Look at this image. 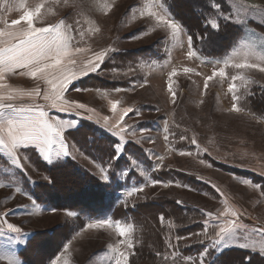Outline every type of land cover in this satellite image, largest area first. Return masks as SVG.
Here are the masks:
<instances>
[{"label": "rangeland", "instance_id": "obj_1", "mask_svg": "<svg viewBox=\"0 0 264 264\" xmlns=\"http://www.w3.org/2000/svg\"><path fill=\"white\" fill-rule=\"evenodd\" d=\"M42 2L45 3L43 20H36V26L64 20L86 33L81 41L75 32H69L76 37L71 44L78 43L86 50L72 57L76 64L66 65L71 70L83 68L94 52L108 48L115 50L109 53L96 72H89L69 84L64 93L68 102L66 111L50 108V102L36 98L50 117L77 122L76 126L64 129L69 156L48 164L29 147L21 150L20 155H26L28 159L21 160L24 167L20 170L0 153V183L13 185L0 188V213H18L7 219L27 234L26 244H9L12 233L0 236V250H14L22 264H52L53 260H58L59 264H65V261L67 264H112L110 257L114 254L108 245L116 244L121 237L114 229L86 228L90 222L111 217L133 225L134 247L129 264H199L200 253L209 244L205 236L194 235L205 228L204 213L211 211L218 215L227 207L238 212V223L246 226L248 239L241 237L231 247L212 250L207 257L209 264H218L223 253L231 250L245 255L230 257L228 262L264 264L261 248L264 240L259 232H253V229L264 227V195L261 194L264 190V100L259 98L264 91V71L228 67L225 68L228 76L223 79L215 77L209 81L208 89H204L205 77L212 74L214 67H224L221 61L232 56L234 49L256 47L259 52L258 46L264 44V14L252 6L264 9V0H244L248 11L241 13L240 22H237L232 7L239 0H167L175 19L193 37L197 52L193 58L187 55V35L182 36L183 47L175 45L164 28H154L155 21L139 14L146 0H24L23 7L21 0H0V28L11 26L13 20H18L26 10L34 9ZM217 2L233 18L229 22L221 19L219 31H214L205 27V19L216 18L214 4ZM130 6L135 7L129 11ZM26 26L21 21L15 27ZM97 28L99 32L95 31ZM144 32L147 34L137 39L130 38ZM219 33L224 34V42L219 43L220 46L223 44L220 51L215 50L219 48L215 45L219 40L215 35ZM234 59L244 62L242 55ZM247 62L264 67V62L256 56L248 57ZM185 68L193 71L185 72ZM174 69L176 76L171 83L176 103L172 102L168 91L169 76ZM20 71L6 73L2 82L9 89L22 92L39 86L43 93L48 87L44 80L20 75ZM232 75L244 77L235 81L243 93L238 106L244 110L239 113L229 111L233 104L232 94L228 92L229 84L233 83ZM142 83L144 87H140ZM252 98L258 99L257 105H252ZM114 102L117 112L128 107L134 111L122 122L128 126L122 133L127 141L120 157L122 160L116 165L113 161L109 169L110 179L105 182L97 165L107 167L111 156L110 151L104 152L109 155H100V146L114 149L113 146L120 141V137L114 135L116 129L109 130L118 120L111 110ZM13 103L28 105L32 100L28 96H18ZM78 103H83L85 109H77L75 105ZM26 115L31 113H20L21 118ZM105 117L108 118L107 124ZM166 121L169 133L163 131ZM88 126L91 129L87 130ZM181 134L190 138L195 136L199 148L188 140L181 141ZM165 135H169L168 141L164 140ZM106 137L113 139L111 146L110 142L106 143ZM128 145L136 152L127 156ZM182 151L192 154L181 155ZM157 156L163 159L157 160ZM36 161L49 169L63 166L68 161L76 167L49 174L36 165ZM156 164L160 165L158 169L154 167ZM51 176L55 185L43 189L44 192L40 188L38 193L43 200L38 202L32 188L36 184L51 186ZM90 178L115 186L114 203L121 206L120 215L107 211L90 217L72 211L95 209L102 199L91 185ZM153 180L168 182V186L163 183L153 185ZM245 180L249 183H243ZM140 185H144L143 191L127 196V191ZM252 185L262 187L256 189ZM16 187L21 191L16 192ZM29 196L35 200V207ZM44 200L52 202L56 209L44 205ZM69 211L77 215L70 217L67 215ZM182 211L183 217L180 218ZM224 219L226 217L222 216L218 223ZM227 219L234 218L228 216ZM152 231L161 235L160 246L148 240V237L155 236ZM213 235L209 225L208 236ZM177 236L186 239L177 241ZM254 241L255 246H239L251 245ZM169 242L176 248H169ZM120 247L123 249L122 245ZM0 264L7 262L0 261Z\"/></svg>", "mask_w": 264, "mask_h": 264}, {"label": "snow or ice", "instance_id": "obj_2", "mask_svg": "<svg viewBox=\"0 0 264 264\" xmlns=\"http://www.w3.org/2000/svg\"><path fill=\"white\" fill-rule=\"evenodd\" d=\"M24 6V0H21V7ZM135 6H130L129 11H131ZM237 16V22L242 12L248 11V6L244 4V0H239V3H234L232 5ZM254 10L264 14V9H256L252 6ZM45 8V3H40L34 9H28L24 14L18 19L11 22V26H5V28H0V153L7 158V161L11 165L15 166L17 169L23 170L24 165L21 160H27L26 155H20L22 149H27L32 147L38 152L41 158L48 164H53L55 161L59 160L62 156L66 157L70 155L69 145L66 143L64 136V129L76 126L77 122H66L59 119H54L49 116V112L44 105L36 102V98L40 97L49 103V107L57 109L58 111H66V104L68 103L64 99V93L68 90L69 84L80 76L88 75L89 72H96L101 64L104 63L105 58L110 52L115 49L108 48L98 52L92 53L91 58H89L83 68L78 71H73L66 65L76 64V60L72 57L76 54L85 52L86 50L79 46L72 45L71 41L76 39V37L69 35V32H75L79 37V40H83L85 32L81 28L75 27L73 24H68L66 21L61 20L56 24H42L41 26H36V20H43V11ZM214 10L216 13L215 19H205V27L211 28L214 31H219L220 24L219 21L223 19L226 22L232 20L231 13H225L222 9L220 3L214 4ZM141 16H146L149 21H155V27H162L166 31L167 37L173 42V44L180 47L184 46V41L182 40L183 35H187V55L189 58L197 56L196 50H194L193 37L186 33V30L180 24L179 21L175 19L170 11V6L167 5V0H146L144 7L139 13ZM21 21L26 23V27L16 28ZM79 21H77V24ZM99 32L100 29H95ZM146 35L147 33H138L137 35L130 37L131 39H137L140 35ZM7 37V40L4 39ZM259 52L257 53L256 47H246L244 49H234L233 55L229 56L223 61H221L224 67L213 68L212 74L205 77L204 89H208L209 81H212L215 77H220L221 79L228 76L225 68L232 67L235 69H250L259 68L260 71H264V67H260L256 63H248L247 59L250 56H256L257 59L264 62V44H260ZM242 55L244 62H238L234 59L235 56ZM217 62V63H221ZM17 69L22 71L19 72L20 75H28L35 79H41L46 82L48 87L41 92L39 86L36 88L22 92L14 89H9V86L2 81L5 79L6 73L16 72ZM131 71V69H130ZM185 72H192L193 69L185 68ZM52 74V78L50 77ZM176 76L175 69L171 72L169 76V86L168 91L172 96V102L176 103L175 97L176 93L172 89L171 80ZM231 80L233 83L229 84L228 92L232 94L233 104L229 111L242 112L244 109L240 105L243 98V93L239 91L236 80H243V76L232 75ZM140 87H144L142 83ZM7 89V91H4ZM81 91V89H77ZM120 91V89H116ZM18 96H28L31 98L32 103L28 105H17L13 103ZM77 109H85L83 103H78L75 105ZM111 110L118 120L116 124L112 125L109 130L114 131V135L120 137V141L116 143L114 148V155L110 157L107 167L102 165H97L101 173V179L108 182L110 179L109 169L112 168L113 161H118L123 154L124 148L127 141L124 139L122 133L127 131L128 126L122 122L129 113L134 111L133 108L128 107L117 112V104L114 102L111 105ZM31 113V115H26L21 118L20 113ZM79 114V113H77ZM91 119V116L88 117ZM108 118L105 117V124H107ZM179 128V124L176 125ZM135 130H133L134 132ZM144 131H148L145 129ZM163 131L169 133L170 129L168 127L167 121ZM185 132L187 129L184 130ZM173 136L175 133H171ZM151 139V137H148ZM179 139L181 141L188 140L190 144L199 148V144L195 136L188 137L187 135L181 134ZM164 140H169V135L164 136ZM54 145L56 147H54ZM207 151V149H203ZM181 155H191V152H181ZM157 160H162V157L157 156ZM203 163V161H201ZM156 169L160 167L159 164L154 166ZM127 175V172L123 173ZM143 175V171L141 172ZM47 179V177H46ZM163 183L165 187L168 186V182H163L159 180H153L152 184ZM243 183L248 184V181H243ZM13 187L12 184L0 183V188ZM144 185L139 187H132L127 191V196L131 197L134 193L143 191ZM256 189H261L260 185H252ZM16 192H20L21 188L16 187ZM219 191V190H218ZM264 195V190L261 191ZM27 195V193H25ZM32 200L33 207L36 206L35 200L29 196ZM177 203H180L179 201ZM52 211H55L53 209ZM12 214H18L15 211L0 213V236L7 235L8 233L14 234L9 237V244H26L27 234L23 232L22 228L14 223L8 221L7 217ZM68 216H76L77 214L69 211ZM204 215L206 219L204 221L205 228L201 233H195L196 236H205L209 240V244L204 247L203 251L200 253L199 264H209L207 257L210 255L212 250H219L231 247L234 243H237L241 237L245 240L248 239L246 233V226L242 223H238L239 214L237 211L230 210L225 207L219 214H214L211 211L205 212ZM226 217L223 221H220L221 217ZM228 216L234 219H227ZM163 220V216H161ZM211 225L214 235L208 236V226ZM88 229H114L115 233L121 237V239L116 244H109L108 249L112 255L110 257L112 264H129V256L131 255V250L134 247L133 244V225L128 223H123L120 221H115L111 217H106L104 219H98L94 222H90L86 225ZM253 232H259L262 240H264V227L260 229H253ZM126 238V239H125ZM186 239V237L177 236L176 240ZM255 241L249 244H240V247H250L255 246ZM123 246V249L120 246ZM169 248H176L175 244L171 242L168 243ZM262 254H264V243L261 244ZM67 251V247H65ZM159 255V253H157ZM175 255V253H173ZM167 259V256L165 257ZM191 259L190 257L188 258ZM0 261H6L7 264H22L19 260L14 250H0ZM52 264H59L58 260H53ZM67 264V261H65Z\"/></svg>", "mask_w": 264, "mask_h": 264}, {"label": "trees", "instance_id": "obj_3", "mask_svg": "<svg viewBox=\"0 0 264 264\" xmlns=\"http://www.w3.org/2000/svg\"><path fill=\"white\" fill-rule=\"evenodd\" d=\"M217 36V39H219L218 40V43H216L215 45L217 46V47H219L218 49H215V50H218V51H220L219 49H221L222 48V45L223 44H221V46H220V41H221V43H223L224 42V34L223 33H219V34H217V35H215V37ZM221 39V40H220ZM217 51V52H218ZM260 99L262 98L263 100H264V91L262 92V94H261V96L259 97ZM257 101H258V99L256 98V99H254V98H252L251 99V103H252V105L253 104H255V105H257ZM254 105V106H255ZM263 108V107H262ZM264 109V108H263ZM262 109V110H263ZM263 113H264V110H263ZM85 127V126H84ZM87 130H89V129H91L90 128V126H88L87 128H86ZM81 130V129H80ZM84 130H85V128H84ZM90 131H93V130H90ZM106 139H107V141H106V143H108V142H110L109 144H110V146H111V140H113L112 138H110V137H106ZM112 143H115V141L114 142H112ZM100 155H109V153H110V156H113L114 155V149H112V148H109V147H107V145H105L104 147L103 146H100ZM110 151V152H109ZM126 151H127V156L128 155H131L135 150H132L131 149V145H128L127 147H126ZM104 152H109V153H104ZM136 152V151H135ZM122 160V158H120L118 161H116V163H115V165L116 164H118L120 161ZM126 164H127V162H126ZM36 165H38L42 170H45V171H47V172H49V174H53V173H55L56 171H58V170H61V169H74L76 166H75V164L74 163H72V161H68L65 165H63V166H60V167H56V168H47L46 166H43V165H41V163L40 162H37L36 161ZM129 165V164H128ZM50 179H51V186H49V185H43V186H41V185H39V184H36L33 188H32V194H33V196L35 195V198H36V200L38 201V202H41L42 200H43V196L41 195V194H39L38 193V190L41 188V191H43L44 192V190L43 189H47V188H49V187H53L54 185H55V179H54V177L53 176H51L50 177ZM90 183H91V185L92 186H94L95 187V190L99 193V194H101V197H102V199H100L99 200V203H97L96 205H97V207L95 208V209H88V208H81V209H72V211H74V212H77V213H79L80 215H82V216H90V217H94V216H96V215H100V214H102V213H104V212H107V211H113V213L115 214V215H120V205H116V203H114V197H115V194H113V193H115V191H116V188H115V186H113V185H110V184H105L104 182H100V181H97V180H95V179H91L90 178ZM41 186V187H40ZM28 188H30V186L28 185ZM44 205H48V206H51V208H55V206L52 204V202H50L49 200L47 201V200H44ZM94 207H95V205H94ZM94 207H92V208H94ZM176 207V206H175ZM177 208V207H176ZM56 209V208H55ZM172 212H174V208H171L170 209ZM179 212L178 213H180L181 212V210H178ZM183 217V211H182V214H180V218H182ZM155 224L157 225V222H156V220H155ZM151 225V224H150ZM154 233V237L152 238V237H148V240L149 241H151V243H154V244H156V245H158V246H160L161 245V239H160V234L158 233V235L157 234H155V231H152V234ZM151 233H149L148 234V236L150 235ZM238 255H241V256H244L245 254L244 253H242V252H239V251H235V250H231V251H229V252H225V253H223V255L219 258V262H218V264H236V262L238 263V261H234L233 263H231V262H228L227 261V259L228 258H230V257H236V256H238ZM246 264H250V263H247V262H245Z\"/></svg>", "mask_w": 264, "mask_h": 264}]
</instances>
